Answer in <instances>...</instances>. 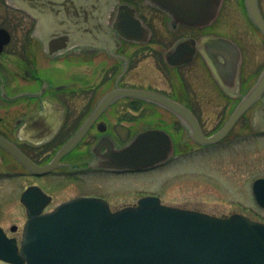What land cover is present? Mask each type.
Wrapping results in <instances>:
<instances>
[{
    "label": "flooded vegetation",
    "instance_id": "flooded-vegetation-1",
    "mask_svg": "<svg viewBox=\"0 0 264 264\" xmlns=\"http://www.w3.org/2000/svg\"><path fill=\"white\" fill-rule=\"evenodd\" d=\"M178 1L198 12L196 21L180 20L151 0H0V136L25 158L51 163L108 94L120 92L45 173L0 145V179L138 174L181 151L207 156L222 149L235 150V164L248 167L242 175L254 177L256 165H264L255 156V144L264 140V92L223 135L207 139L223 132L264 71V33L256 25L264 22V0H207L195 10L191 0ZM139 92L171 99L187 118ZM160 130L171 140L166 161L142 170L99 166L109 147L138 138L146 143V133ZM33 184L23 188L21 202ZM145 195L113 205L110 196L80 192L59 203L91 196L119 210Z\"/></svg>",
    "mask_w": 264,
    "mask_h": 264
},
{
    "label": "water",
    "instance_id": "water-1",
    "mask_svg": "<svg viewBox=\"0 0 264 264\" xmlns=\"http://www.w3.org/2000/svg\"><path fill=\"white\" fill-rule=\"evenodd\" d=\"M151 1L180 20L196 21L194 17L198 12L187 11L185 1ZM206 1L191 0L189 7L195 10ZM174 7L177 10H173ZM22 8L43 12L36 7L24 5ZM256 25L264 33V22L257 20ZM263 92L264 71L238 104L223 132L207 140L214 141L223 135ZM117 94L120 92L108 94L57 158L78 143L98 112ZM139 94L187 118L186 110L171 99L155 93ZM144 137L149 141L141 143L138 138L119 149L109 147L99 166L142 170L153 168L171 156V140L164 131L146 133ZM0 145L33 172L42 174L56 166L57 158L44 166L35 164L2 136ZM254 192L258 203L264 207V179L256 180ZM49 200L50 196L36 185L23 193L28 221L21 247L0 227L1 260L13 264H264V222L242 214L217 217L163 204L156 196L143 197L137 206L117 211H112L104 199L82 196L42 213Z\"/></svg>",
    "mask_w": 264,
    "mask_h": 264
},
{
    "label": "rangeland",
    "instance_id": "rangeland-1",
    "mask_svg": "<svg viewBox=\"0 0 264 264\" xmlns=\"http://www.w3.org/2000/svg\"><path fill=\"white\" fill-rule=\"evenodd\" d=\"M239 151V150H238ZM237 151V152H238ZM181 151L170 163L138 174L83 175L74 178L0 179V225L19 241L27 220L20 193L29 183H36L49 196L54 195L49 211L64 198L77 193L110 196L113 205L137 201L145 194L160 195L167 205L208 212L217 216L244 213L264 222V208L253 196V179L264 176V165H256L254 177L243 176L248 167L238 166L232 157L235 150ZM255 156L264 157V140L255 144ZM0 171H4L0 169ZM76 198V197H74ZM73 199V198H72ZM70 200V199H69ZM18 225L17 232L10 227ZM0 264H8L0 261Z\"/></svg>",
    "mask_w": 264,
    "mask_h": 264
}]
</instances>
